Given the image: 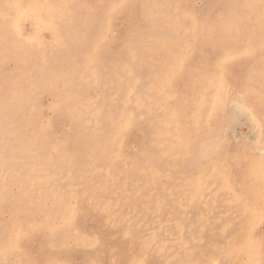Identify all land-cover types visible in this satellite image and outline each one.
I'll use <instances>...</instances> for the list:
<instances>
[{
  "label": "rangeland",
  "instance_id": "1",
  "mask_svg": "<svg viewBox=\"0 0 264 264\" xmlns=\"http://www.w3.org/2000/svg\"><path fill=\"white\" fill-rule=\"evenodd\" d=\"M241 35L264 63V0H0V264H264V154L203 146L264 136Z\"/></svg>",
  "mask_w": 264,
  "mask_h": 264
},
{
  "label": "bare ground",
  "instance_id": "2",
  "mask_svg": "<svg viewBox=\"0 0 264 264\" xmlns=\"http://www.w3.org/2000/svg\"><path fill=\"white\" fill-rule=\"evenodd\" d=\"M87 9V8H86ZM249 10V9H248ZM222 13V12H221ZM169 21H171L170 19H168V22ZM238 21V20H237ZM123 22V21H122ZM192 28H195V21H194V19H192L189 23H188V25H187V28L186 29H188V30H190V29H192ZM226 28V30H230L231 31V33L230 34H233L234 32V29H236V28H234V27H232L231 25H230V23H229V25H227V27H225ZM238 33V32H237ZM235 35V34H234ZM28 38V37H27ZM223 38V37H222ZM225 38V37H224ZM223 38V39H224ZM238 39V44L239 45H241L242 47V52H245L246 53V58L244 59L245 61L247 60L249 63V66H248V68L247 67H245L246 68V70H245V76H246V78L243 80V82H242V80L241 79H239V78H236V79H234L233 81H234V87H235V93L237 94V95H239V96H244L245 97V100H246V103L247 104H254L256 107H254L256 110H257V112L260 114V116L262 117L261 119H262V130H263V132H264V93H262L261 94V87H262V83H263V79L262 78H260V77H264V63L263 62H261L258 58H255V56L252 54V52L250 51V52H248V51H246V50H249L248 49V43H249V38L247 37V36H245V35H241L239 38H237ZM256 39H258V38H256ZM152 40V39H151ZM50 41V40H49ZM63 43H64V41H63ZM62 43V44H63ZM142 44H144L146 47H150V45H151V41H146V42H142ZM141 44V45H142ZM136 47H137V44H136ZM137 49V48H136ZM167 49H168V47H167ZM92 50H93V48H92ZM169 51H170V48L168 49ZM229 57V56H228ZM85 58V57H84ZM238 59H241L239 56L237 57ZM229 63L230 62H226V67L227 66H230L229 65ZM198 64V63H197ZM218 70V69H217ZM228 69H226V71H227ZM37 71H39V70H37ZM229 71V70H228ZM168 72H170V70L168 71ZM57 73V72H56ZM229 73H231V72H229ZM235 73V72H234ZM263 75V76H262ZM31 78V77H30ZM211 78V77H210ZM209 78V79H210ZM46 80V79H45ZM228 81V80H227ZM229 82H221V83H219L218 82V84H219V89H220V87H224V85L225 84H228ZM219 91V90H218ZM222 92V89L220 90V93ZM196 101H198V100H196ZM78 103V102H77ZM77 103H73L72 105H71V107H73L74 109L75 108H78V106H79V104H77ZM199 103V102H198ZM203 105V106H202ZM253 105V106H254ZM201 106H202V108H204L207 112H208V115H209V118H210V116H211V114H213V110H212V107H210L209 106V104L208 103H203V104H201ZM255 110V111H256ZM9 116V115H8ZM7 116V117H8ZM5 118V117H4ZM9 118V117H8ZM7 118V119H8ZM10 119V118H9ZM209 120V119H208ZM11 121L12 120H9L8 122L9 123H11ZM92 121V120H91ZM209 123V122H208ZM94 124H95V122H90L89 123V126H91V127H93L94 126ZM192 126H193V129H192V131L190 132V134L188 135V136H184V138L183 139H181L180 141H178V144H177V149L178 150H176V151H178L176 154H177V156L179 157V155L182 153V151H181V147H182V145H184L185 143H187L188 142V140H191L192 139V141H193V144H194V141L196 142V139H197V134H199V125L197 124V122H195V120H192ZM43 127V126H42ZM7 128V127H6ZM227 130H230V129H227ZM40 137V136H39ZM46 139V138H45ZM201 142V141H200ZM204 143H203V146H213L215 143L218 145V147L220 146V147H225V148H223V150L225 151V153H223V154H228L229 156L227 157H225V158H223V157H220L219 158V156L217 157V160L215 159V161H214V163H213V166H214V171H213V173L214 174H227V173H230V174H233V173H235L236 171H237V169L238 168H241L242 166H244V165H247V164H252V163H249V162H251V161H253V159L254 158H257L258 157V153L259 152H261L262 154H264V136H263V138H262V140H260V143H259V146L258 147H255L256 145L255 144H253L254 145V147H253V145L252 146H249V145H244L242 148H241V150L240 151H238V150H236V147L235 148H231L230 147V145L228 144V145H226V146H224V139H223V137L222 136H220L215 142H213L212 140H210V139H208L207 140V142H205V141H203ZM255 142V141H254ZM41 143V142H40ZM206 143V144H205ZM183 147H185V146H183ZM185 149H186V147H185ZM184 150V149H183ZM202 150L203 149H200V151H199V153H201L202 152ZM185 152V151H184ZM186 154V153H185ZM187 155V154H186ZM260 155V154H259ZM224 156V155H223ZM260 158V157H259ZM254 161H255V159H254ZM253 161V162H254ZM254 164V163H253ZM257 164V163H256ZM259 165V164H258ZM252 166L253 165H251V168H252ZM244 168V167H243ZM255 169V168H254ZM262 175H264V174H262ZM253 178V177H252ZM257 181V180H256ZM253 182H255L254 180H253ZM259 182V181H258ZM263 182V181H262ZM255 184V183H254ZM255 185H257V183L255 184ZM263 187V185H262V183L261 184H259V185H257V186H255L254 187V189H255V191H260V193H261V188ZM252 190V189H251ZM263 190V189H262ZM256 194H257V192H256ZM235 196H237V194L235 195ZM259 196V195H258ZM237 198V197H236ZM246 198V200H248V201H252V200H254L255 198H257L256 197V195L255 194H247V197H245ZM245 200V199H244ZM243 200V201H244ZM245 200V201H246ZM247 201V202H248ZM77 205H78V203H76ZM75 204V205H76ZM245 204V203H244ZM79 206V205H78ZM254 208V207H253ZM71 210L72 211H76V210H73V208H71ZM259 211H252L250 214H249V216H248V221L246 222L247 224V227H249V226H251V224H252V222H254V221H259L260 220V218H261V216H260V213H258ZM264 219V218H263ZM258 224V223H257ZM254 228V227H253ZM251 229V228H250ZM247 231V230H246ZM252 231H254V229L253 230H248V232H247V234H249L248 235V237H251V232ZM18 236V235H17ZM247 239H249V238H247ZM246 240V239H245ZM247 241H249V240H247ZM258 244V245H257ZM242 245V244H241ZM257 245V246H256ZM234 247V246H233ZM247 247V249L248 250H250V251H252L253 252V249L254 248H259V247H261L262 249H264V238H260V239H258L257 240V242L256 243H254L253 244V242L251 243V241L249 242V244L246 246ZM231 249H233V248H231ZM246 250V249H245ZM241 251V250H240ZM247 252V251H246ZM252 252L250 253L249 251L247 252V254L248 253H250V254H252ZM260 255V254H259ZM247 257H249V254L247 255ZM218 264H219V262H218Z\"/></svg>",
  "mask_w": 264,
  "mask_h": 264
}]
</instances>
